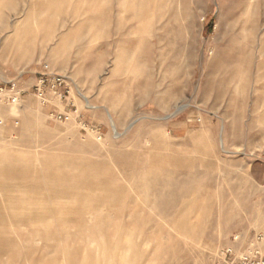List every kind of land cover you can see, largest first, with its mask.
<instances>
[{
    "label": "rangeland",
    "instance_id": "obj_1",
    "mask_svg": "<svg viewBox=\"0 0 264 264\" xmlns=\"http://www.w3.org/2000/svg\"><path fill=\"white\" fill-rule=\"evenodd\" d=\"M262 53L264 0H0V264H264Z\"/></svg>",
    "mask_w": 264,
    "mask_h": 264
},
{
    "label": "built area",
    "instance_id": "obj_2",
    "mask_svg": "<svg viewBox=\"0 0 264 264\" xmlns=\"http://www.w3.org/2000/svg\"><path fill=\"white\" fill-rule=\"evenodd\" d=\"M46 88L62 91L64 88H66V77L62 74H53L48 78L42 79L39 82V88H38L39 93L43 94ZM13 90H14V86L12 87V91ZM3 92L4 89L0 88V94H2ZM9 100L12 104H17L19 102V97L14 96L11 97Z\"/></svg>",
    "mask_w": 264,
    "mask_h": 264
},
{
    "label": "bare ground",
    "instance_id": "obj_3",
    "mask_svg": "<svg viewBox=\"0 0 264 264\" xmlns=\"http://www.w3.org/2000/svg\"><path fill=\"white\" fill-rule=\"evenodd\" d=\"M122 30V28H121V26H120V24L116 27V32H120ZM122 36H124V35H122ZM260 46H261V44H260ZM259 46V47H260ZM256 51V50H255ZM259 53V52H258ZM255 56V55H254ZM259 56H260V54H259ZM262 57L264 58V53H262ZM257 65V64H256ZM255 66V65H254ZM113 127L115 128V125L113 124Z\"/></svg>",
    "mask_w": 264,
    "mask_h": 264
}]
</instances>
